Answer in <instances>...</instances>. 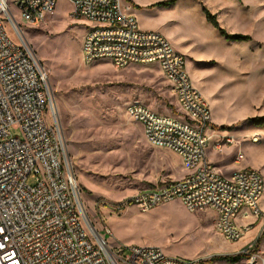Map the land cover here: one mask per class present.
<instances>
[{
	"label": "built area",
	"instance_id": "2783aa9c",
	"mask_svg": "<svg viewBox=\"0 0 264 264\" xmlns=\"http://www.w3.org/2000/svg\"><path fill=\"white\" fill-rule=\"evenodd\" d=\"M57 1L0 0V264H195L156 245H110L107 236L113 232L106 220L98 217L102 235L88 217L56 118L47 70L20 25L44 21L55 12ZM68 1L71 15L84 24L81 48L86 64H157L175 96L177 115L158 112L139 98L129 100L125 111L141 123L150 145L179 156L184 174L139 189L122 206L149 211L179 199L190 212L215 211V229L229 241L240 240L251 224L240 225L237 217L260 220L264 214V176L252 166L224 175L209 159L211 148L220 151L240 141L227 132L212 141L213 134L206 132L211 104L188 72L185 54L163 33L142 29L124 0ZM245 157L238 149L234 160ZM260 236L241 249L249 264H264Z\"/></svg>",
	"mask_w": 264,
	"mask_h": 264
},
{
	"label": "rangeland",
	"instance_id": "374dc122",
	"mask_svg": "<svg viewBox=\"0 0 264 264\" xmlns=\"http://www.w3.org/2000/svg\"><path fill=\"white\" fill-rule=\"evenodd\" d=\"M162 1L124 0L145 12L149 22L185 54L188 72L211 104L206 132L213 134L212 141L226 132L240 141L220 151L211 148L209 159L230 170L237 166L234 157L241 149L246 157L239 165L255 167L264 176V125L251 120L264 114V0H177L175 8ZM204 7L227 33L249 38L221 35L207 20ZM11 10L18 13L12 3ZM20 25L47 70L56 118L86 213L102 235L98 217L106 220L113 232L107 236L110 245H156L195 264H249L246 257L211 260L237 255L242 249L237 250L240 240L229 241L215 229L212 209L190 212L179 199L149 211L134 204L122 206L139 189L184 174L179 156L150 145L141 123L125 111L129 100L139 98L158 112L179 114L172 85L159 66L116 68L107 60L86 64L81 48L84 24L71 15L68 0H58L55 12L44 21H20ZM6 28L18 42L12 27ZM260 221L264 222V214ZM259 244L264 252L262 239Z\"/></svg>",
	"mask_w": 264,
	"mask_h": 264
},
{
	"label": "crops",
	"instance_id": "0c3cea01",
	"mask_svg": "<svg viewBox=\"0 0 264 264\" xmlns=\"http://www.w3.org/2000/svg\"><path fill=\"white\" fill-rule=\"evenodd\" d=\"M158 1V0H156ZM162 1V0H161ZM138 1H135V4H137ZM147 3L149 2H146V3H142V5H146ZM176 3H173L170 5L171 8H175L176 7ZM133 4V5H135ZM133 5H130V10L131 12L136 16L138 22H139V26L143 29H153V30H157L159 31L160 30V27L157 26L156 24H153V23H150L149 22V18H147V14L141 10H138L136 9L135 7H133ZM160 32V31H159ZM162 33V32H161ZM166 36V35H165ZM167 37V36H166ZM168 38V37H167ZM169 39V38H168ZM180 159V158H179ZM212 161V160H211ZM236 163H237V166L233 169H230V170H224L222 168L219 167V164H217L219 161H212L217 170L219 172H221L222 174L224 175H229L234 169H238V168H242V167H245L247 165H239V162L240 161H236L234 160ZM180 165H181V161H180ZM182 167V166H181ZM183 169V168H182ZM184 170V169H183ZM177 179V178H176ZM262 210H264V204H262L261 206ZM215 212V211H214ZM216 214V213H215ZM237 222L238 224L240 225H247V224H251V227L248 231H246V233L244 234V236L240 239V242H239V246H238V249L237 250H240L243 246H245L249 241H251L252 239H254L255 237H257L259 234H262L263 232V229H264V222L263 221H260L258 220L255 216L253 215H248V216H242V215H239L237 217ZM214 227H215V222H214ZM239 241V240H238ZM262 241H264V238H262ZM260 248L262 250V247H261V244H260Z\"/></svg>",
	"mask_w": 264,
	"mask_h": 264
},
{
	"label": "trees",
	"instance_id": "16d2710c",
	"mask_svg": "<svg viewBox=\"0 0 264 264\" xmlns=\"http://www.w3.org/2000/svg\"><path fill=\"white\" fill-rule=\"evenodd\" d=\"M177 0H164L162 2H160L161 4H173L175 3ZM204 13L206 14V18L207 20L214 26L216 27L221 35L226 36L228 39H234V40H245L248 39L249 36L248 35H244V34H229L225 31V29H223L222 27H220L219 22L216 18V16L214 14H212L206 7L203 8ZM252 122L256 125H264V114L263 115H259V116H255L251 118ZM264 238V231L262 232V235L260 236L259 240L261 241V239ZM243 257H245L243 254L239 253L237 255L231 256V255H225V256H216L214 258H212L211 260H215V259H227L230 261H238L240 259H242Z\"/></svg>",
	"mask_w": 264,
	"mask_h": 264
},
{
	"label": "bare ground",
	"instance_id": "6f19581e",
	"mask_svg": "<svg viewBox=\"0 0 264 264\" xmlns=\"http://www.w3.org/2000/svg\"><path fill=\"white\" fill-rule=\"evenodd\" d=\"M257 140H258V138H257Z\"/></svg>",
	"mask_w": 264,
	"mask_h": 264
}]
</instances>
